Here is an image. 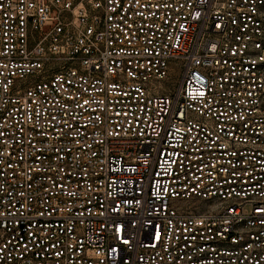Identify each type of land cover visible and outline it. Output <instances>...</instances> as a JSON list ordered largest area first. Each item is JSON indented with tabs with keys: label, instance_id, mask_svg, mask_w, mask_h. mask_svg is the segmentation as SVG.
I'll return each instance as SVG.
<instances>
[{
	"label": "built area",
	"instance_id": "built-area-1",
	"mask_svg": "<svg viewBox=\"0 0 264 264\" xmlns=\"http://www.w3.org/2000/svg\"><path fill=\"white\" fill-rule=\"evenodd\" d=\"M0 264H264V0H0Z\"/></svg>",
	"mask_w": 264,
	"mask_h": 264
},
{
	"label": "rangeland",
	"instance_id": "rangeland-1",
	"mask_svg": "<svg viewBox=\"0 0 264 264\" xmlns=\"http://www.w3.org/2000/svg\"><path fill=\"white\" fill-rule=\"evenodd\" d=\"M176 75H178V72L176 70H172V77L173 79L176 78ZM172 81H175V80H172ZM174 83H169V86L171 87Z\"/></svg>",
	"mask_w": 264,
	"mask_h": 264
}]
</instances>
